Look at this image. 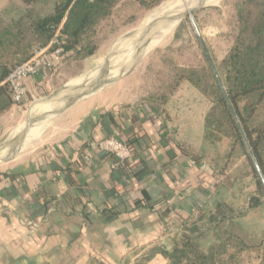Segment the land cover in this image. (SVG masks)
I'll list each match as a JSON object with an SVG mask.
<instances>
[{
	"label": "crops",
	"instance_id": "crops-1",
	"mask_svg": "<svg viewBox=\"0 0 264 264\" xmlns=\"http://www.w3.org/2000/svg\"><path fill=\"white\" fill-rule=\"evenodd\" d=\"M154 62L146 60L136 87L116 81L106 94L66 106L58 132L0 171V264H167L163 253L197 210L246 207L254 184L234 198L223 184L228 172L212 156L216 143L204 140L208 99L183 81L164 104L145 100ZM43 81H24L26 94ZM112 135L131 150L116 170L97 148ZM211 242L207 236L204 246Z\"/></svg>",
	"mask_w": 264,
	"mask_h": 264
},
{
	"label": "trees",
	"instance_id": "trees-1",
	"mask_svg": "<svg viewBox=\"0 0 264 264\" xmlns=\"http://www.w3.org/2000/svg\"><path fill=\"white\" fill-rule=\"evenodd\" d=\"M40 1L20 0L25 5ZM124 1L55 0L52 12L44 17L32 19L26 13L25 18L16 20L0 15V117L14 105L9 87L2 84L14 68L50 43L49 52L62 49L60 63L53 71L61 63L80 61L94 55L101 44L99 31L103 23L111 19L113 10ZM135 1L144 4L149 0ZM154 1L159 0H153L151 7L155 6ZM237 3L232 45L221 59L220 66H213L264 177V0H238ZM198 42L205 61L201 71L180 65L171 57L163 60L169 51H157V64L154 62L153 65L168 70V78L165 81L152 68L148 77L155 79L154 86L147 91L145 100L152 106L162 105L181 82L193 85L211 102L204 119V140L209 143L224 139L230 141L229 154L235 149L242 150L250 164L254 190L246 207L240 211L234 212L224 202L217 203L211 212L197 210L182 224L179 240L163 256L167 264H264V233L260 236L250 233L237 221L247 210L264 204V188L209 62L206 45L204 43V49L199 39ZM104 154L110 159V164L114 163L112 156ZM227 179L224 177L223 184L230 188ZM207 236L212 238V242L204 246ZM247 256L252 263L244 262ZM146 261L142 259L145 264ZM92 264L104 263L96 261Z\"/></svg>",
	"mask_w": 264,
	"mask_h": 264
},
{
	"label": "rangeland",
	"instance_id": "rangeland-1",
	"mask_svg": "<svg viewBox=\"0 0 264 264\" xmlns=\"http://www.w3.org/2000/svg\"><path fill=\"white\" fill-rule=\"evenodd\" d=\"M54 1L41 0L35 4L25 5L20 0H0V15L6 19L16 20L25 18L26 13L32 19L44 17L52 12ZM166 1L172 0L154 1L155 6L153 7H151L153 0L146 1L144 4L135 0H126L119 4L113 10L114 13L111 19L105 21L99 31L100 37H102L101 44L94 55L80 61L61 63L56 67L55 71L52 70L49 76L41 82L42 84L39 86L37 94L32 96L27 94L25 102L19 105H12L10 110L0 117V124L3 129L0 133V150L3 148L7 149L6 157L3 160L0 159V171L14 157L30 150L33 146L48 139L53 133L58 132L57 129L60 128L61 123L59 119L66 108L64 99L73 93H79L74 91L78 87H70L68 84L95 71L101 62L102 65L98 76L100 78L102 71H107V75L104 78L106 86H98L95 89V93H98L97 95L106 94L109 85H114L116 81L128 80L126 85L128 84L129 89L136 87L139 71L143 68L147 59L155 60L157 51H169L166 54L167 57L165 58L164 56L163 60H170L169 57H171L178 64L198 71L205 67L202 49L195 31L188 16L184 15L185 17L183 16L180 19L181 22L179 21L174 31L162 43L144 56H136L134 54L131 59L124 63H115L114 69H118L119 73L113 77L109 76L108 71L114 66L109 60L113 62L117 55L119 56L126 49H130L133 46V42L136 41V31L142 27L147 16ZM237 2L238 0H220L217 5L196 7L197 9L192 12L196 26L216 67L220 66L221 59L229 51L235 37L236 27L234 23L236 16L234 11H237ZM175 34L177 38L174 40ZM105 62L107 63L106 65ZM152 68L155 72H159L165 81L167 80L168 70L164 71V68L160 65L150 64L147 66L146 75H150L149 72ZM204 73L202 71V74ZM68 88L71 90L69 89V91ZM48 104L51 105V109L47 108ZM38 121H47V123L36 140L32 141L23 150L18 151L17 149L20 148L23 142L24 134L23 132L15 133L14 130L17 128L24 129L25 124L30 123L32 125ZM229 152L230 141L224 139L216 143L214 152L211 153L214 159L221 161V165L224 166L223 170L228 172L225 176L228 177L227 182L232 187L233 197L240 199L242 194L249 193L251 184L253 186L250 164L247 158L243 156L242 150L235 149L230 154ZM228 154L229 156H227ZM247 212L248 214L246 215L245 213L246 216L241 219V225L246 231L260 236L264 233V205ZM249 261V256L244 258V262L252 263V261ZM126 264H145V262H142V259L139 258Z\"/></svg>",
	"mask_w": 264,
	"mask_h": 264
},
{
	"label": "bare ground",
	"instance_id": "bare-ground-1",
	"mask_svg": "<svg viewBox=\"0 0 264 264\" xmlns=\"http://www.w3.org/2000/svg\"><path fill=\"white\" fill-rule=\"evenodd\" d=\"M219 1L220 0H172V1H166V2L162 3L160 6H158L156 9H154L147 16L142 27L140 29H138V31H136V34H135L136 41L133 42V46L130 49L129 48L126 49L119 56L117 55V57L114 60L115 62L114 61L111 62V60H109L110 63L114 64L113 68H111V70L108 71L109 76L113 77L119 73L118 69H114L115 63L116 64L119 62L124 63L127 60L131 59L134 54L136 56L137 55L138 56H144L149 51H151L152 49L157 47L160 43H162L164 41V39L174 31V29L178 25L180 19L187 12H189V10L194 9L196 7H201V6L217 5L219 3ZM163 18H165V20ZM166 18H167V20H166ZM145 30L148 32H147L143 42H141L143 32ZM115 44H116V42H115ZM106 64L107 63L105 62V65ZM101 65H102V62L100 63L99 67L96 68L95 71L87 74L85 77H80L77 80L70 82L68 85L70 87H72V86L78 87L79 88L78 92L82 91L83 88L89 87L92 83H94L98 80V78H99L98 75L100 72V68H101L100 66ZM108 85H109V83H108ZM64 97H66V96H64ZM47 108L51 109V105L48 104ZM40 112H42V111H40ZM46 123H47V121H45V122L44 121H38L35 124H32V125L30 124L29 126H26V124H25L24 129L23 128H20V129L17 128L14 130L15 133L23 132V134H24V139H23L20 150H23L32 141L37 139L40 131L42 130V128L45 126ZM17 144H19V143H17ZM6 154H7L6 148H3L2 150H0V159L3 160L6 157Z\"/></svg>",
	"mask_w": 264,
	"mask_h": 264
},
{
	"label": "built area",
	"instance_id": "built-area-1",
	"mask_svg": "<svg viewBox=\"0 0 264 264\" xmlns=\"http://www.w3.org/2000/svg\"><path fill=\"white\" fill-rule=\"evenodd\" d=\"M51 45L52 43H50L48 47L40 49L31 59L14 68L2 82V84H6L9 87L11 91V100L14 105H19L27 99V94L23 87L24 81L39 75L45 79L49 76L55 65L60 63L62 49L57 48L49 52L48 49ZM97 148L101 152L113 157L115 161L110 165L112 170H116L120 165L131 158L129 146L115 135L99 142ZM25 224L34 228L38 226V223L33 221H27Z\"/></svg>",
	"mask_w": 264,
	"mask_h": 264
},
{
	"label": "water",
	"instance_id": "water-1",
	"mask_svg": "<svg viewBox=\"0 0 264 264\" xmlns=\"http://www.w3.org/2000/svg\"><path fill=\"white\" fill-rule=\"evenodd\" d=\"M195 9H197V8H194V9L189 10V12H187V13L185 14V16H186V15L188 16V19H189V21H190V23H191V25H192V27H193V29H194V31H195L196 36L198 37L199 41L201 42L202 47L205 49V45H204L203 39H202L201 34H200V32H199V30H198V28H197V26H196V23H195V21H194V17H193V15H192V12H193ZM185 16H184V17H185ZM163 19L165 20V18H163ZM166 20H167V18H166ZM145 31H146V30H145ZM145 31L143 32V36H142L141 42H143V40H144V38H145V36H146V34H147V32H148V31H146V32H145ZM206 54H207V53H206ZM207 56H208V59H209V62H210V64H211V66H212V69H213V71H214V73H215V76H216V79H217V81H218V84H219V86H220V88H221V90H222V93H223V95H224V97H225V99H226V102H227V104H228V106H229V108H230V110H231V112H232L233 118H234V120H235V122H236V124H237V127H238L239 132H240V134H241V136H242V139H243V141H244V144H245V146H246V148H247L248 155H249V157H250V159H251V161H252V164H253V166H254V168H255V170H256V172H257V175H258V177H259V179H260V181H261V183H262V185H263V188H264V177H263V175H262V173H261V171H260V169H259V167H258V164H257V162H256V159H255V157H254L252 151L250 150L249 144H248V142H247V140H246V137L244 136V133H243V131H242L240 125H239V122H238V120H237V117H236V115L234 114V111H233V109H232V107H231V105H230V102H229V100H228V97H227V95H226V93H225V91H224V88H223V86H222V84H221V82H220V79H219V77H218V75H217V73H216V71H215V68H214V66H213V63H212V61L210 60V57H209L208 54H207ZM121 74H123V73H121ZM106 75H107V71H102V73H101V77L98 78V80H97L96 82L92 83L89 87L83 88L82 91H80L79 93H74V94H72V95L66 97V98L64 99V101H65V106H68V105H70L71 103H73V102H75V101H77V100H79V99H82V98H84V97H87V96L92 95L93 93H95V89H96L98 86L106 85V80L104 79ZM69 89H70V88H68V90H69ZM72 89H75V88H72ZM70 90H71V89H70ZM78 90H79V88L75 89L74 91H78ZM29 125H30V123H27V124H26V126H29Z\"/></svg>",
	"mask_w": 264,
	"mask_h": 264
}]
</instances>
